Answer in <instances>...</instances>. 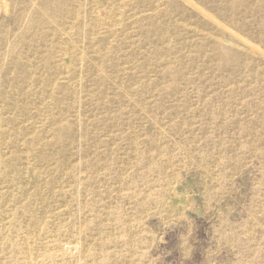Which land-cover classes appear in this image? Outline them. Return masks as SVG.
Here are the masks:
<instances>
[{"label": "rangeland", "instance_id": "1", "mask_svg": "<svg viewBox=\"0 0 264 264\" xmlns=\"http://www.w3.org/2000/svg\"><path fill=\"white\" fill-rule=\"evenodd\" d=\"M0 264H264V0H0Z\"/></svg>", "mask_w": 264, "mask_h": 264}, {"label": "bare ground", "instance_id": "2", "mask_svg": "<svg viewBox=\"0 0 264 264\" xmlns=\"http://www.w3.org/2000/svg\"><path fill=\"white\" fill-rule=\"evenodd\" d=\"M110 1V0H109ZM215 19V18H214ZM221 24V23H220ZM252 49V48H251ZM84 51V50H83ZM84 54V53H83ZM65 55V54H64ZM83 59V58H82Z\"/></svg>", "mask_w": 264, "mask_h": 264}]
</instances>
